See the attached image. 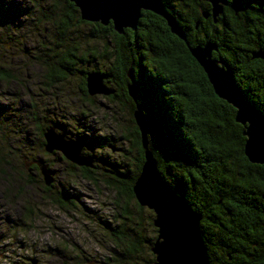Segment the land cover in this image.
<instances>
[{"label": "rangeland", "instance_id": "1", "mask_svg": "<svg viewBox=\"0 0 264 264\" xmlns=\"http://www.w3.org/2000/svg\"><path fill=\"white\" fill-rule=\"evenodd\" d=\"M62 3L64 0H0L9 13L3 19L6 24L0 22V38L5 44L0 43V68L10 73L0 76V163L5 159L10 163L0 168L7 173L1 176L0 172V264H152L155 257L150 239L158 235L154 210L139 208L134 194L128 201L130 213L125 212L124 199H120L121 205L116 201L119 197L103 171V166L128 163L130 174L136 172L134 117L130 113L129 123V114L120 103L103 96L90 95L88 101L81 91L83 65L65 75L48 68L47 62H55V57L52 51L48 56L47 45L56 42L58 33L48 19H57L53 8L57 4L61 9ZM71 26L66 46L76 48L77 54L82 50L94 55L97 67L107 68L110 54L102 51L107 40L92 37L97 26L80 22L78 16L72 17ZM110 105L109 110L102 108ZM53 123L69 137L85 140L84 152L94 158L95 180L82 177L81 166L60 152L41 148L39 132ZM129 127L130 143L120 139ZM112 138H116L112 143L124 149L113 151L108 142ZM40 157L56 171L50 189L29 163ZM61 194L71 200L70 206L56 202ZM114 232L127 235L118 241ZM131 239L139 250L129 256L125 248Z\"/></svg>", "mask_w": 264, "mask_h": 264}, {"label": "trees", "instance_id": "2", "mask_svg": "<svg viewBox=\"0 0 264 264\" xmlns=\"http://www.w3.org/2000/svg\"><path fill=\"white\" fill-rule=\"evenodd\" d=\"M197 1L181 0L178 6L181 8L177 12L179 20H182V16L186 18L181 23L185 31L186 26L193 27L196 23L198 12L195 14L194 7ZM64 2V11L58 9L57 4L53 8L52 14L57 19L49 16L48 21H53L58 33L56 42L47 45L48 56L52 51L55 57V62H47L49 70L53 73L59 71L63 75L73 73L74 64L80 62L77 49L66 46L65 43L72 28V17L78 16L82 23L96 25V37L107 40V47L104 49H108L112 42L121 41L120 34L112 26L82 19L72 1ZM243 4L244 8L239 13L226 7L224 14L217 17L216 24L206 31L205 37L197 36L200 39L192 41L189 31L186 32L187 40L191 45L204 44L209 40L216 43L218 48L214 52L215 58H221L231 66L239 88L264 112V58H252L253 50L264 49V0H243ZM198 5L197 2V7ZM147 11L146 13L151 14L148 20L151 28L137 33L135 37H144L152 45L154 54L150 61L154 59V65L161 76V69H170L177 73L182 83L195 82L194 89H197L194 93L181 89L182 94L173 95L172 101L166 98L164 108H154L156 110L153 113L160 123H164L161 129L166 134L165 141L156 142L155 138L150 141L160 171L170 186L202 214L201 229L212 264H264V164L252 163L246 156V137L242 132L244 126L235 119L236 109L215 93L200 64L198 70L190 65L189 60L198 62L184 40L171 32L162 16ZM46 14L45 12L44 15ZM8 16L6 8L0 6V22L6 24L3 19ZM15 30L18 31L17 28ZM0 40L2 41L1 38ZM125 43L129 46L128 42ZM165 52L171 56L169 62L163 60L162 53ZM185 60L186 64L183 63ZM0 71V76L9 77L10 73L6 69L2 68ZM127 71L128 67H124L123 76L128 80ZM197 75L198 79L192 80ZM85 92L88 97V90ZM158 102L155 101L154 104ZM167 104L170 108L165 112ZM171 106H179V115L175 114ZM128 131L120 139H126L130 143V128ZM43 132L44 129L39 132L41 148H44L45 142ZM77 139L83 143L85 141L81 136ZM115 140L116 138L108 139V142L112 144ZM132 141L138 152V165L134 174H130L128 163L123 167L112 164V167L103 166V171L108 176L107 184L115 191L116 198L119 197L116 201L120 203V199H124L125 212L129 211V198L135 197L132 187L144 161L138 128L133 133ZM85 154L90 155L87 152ZM5 161L0 163V168L7 166ZM94 167H80L82 177L95 180ZM31 168L38 169L35 164ZM0 172L3 174L1 176L6 173L1 169ZM45 188L50 189L49 186ZM70 201L66 194L56 198V202L62 207L70 206ZM137 206L142 208L140 203ZM124 234L114 232V237L119 241ZM155 240L150 239L152 245ZM138 245L131 239L130 245L125 248L126 255L137 252ZM151 247L150 252L155 257Z\"/></svg>", "mask_w": 264, "mask_h": 264}, {"label": "water", "instance_id": "3", "mask_svg": "<svg viewBox=\"0 0 264 264\" xmlns=\"http://www.w3.org/2000/svg\"><path fill=\"white\" fill-rule=\"evenodd\" d=\"M79 9L81 18L87 21H96L104 25L110 21L118 33H123L125 27H137L142 10H150L166 21L172 33L187 42L186 33L174 16L168 11L162 0H134L136 8L131 13L124 14L120 20L113 16H105L93 11L85 12L83 0H70ZM212 4L214 18L221 14L228 0H207ZM234 10L238 13L243 9V0H236ZM192 56L204 69L215 93L230 103L235 109V119L244 126L243 135L246 137L244 151L250 162L264 164V151L249 149L250 132L259 131L264 124V112L255 106L246 94L239 88L231 66L223 59L213 57L217 45L209 40L195 46L187 42ZM252 58H264V49L252 51ZM127 75L131 82L128 91L136 103L134 119L141 134V144L144 152V161L141 170L133 184V191L137 201L142 206L153 209L156 217L153 220L157 227V238L152 245L155 254L154 264H212L208 248L201 229L202 214L195 210L180 194H178L163 177L159 162L152 147L150 136H165L159 119L152 113H145L138 103L136 90L137 83L131 69ZM87 89L89 94H110L114 89L104 84L100 73H87ZM243 117V118H242ZM44 150L48 153L59 151L67 160L79 166L94 167L93 157L85 154L84 143L77 138L66 136L64 131L57 130L56 125L47 126L43 132ZM113 151L121 148L115 143L109 144ZM29 163H36L47 186L54 183V170L49 163L38 158ZM32 260V258H31ZM33 262H36L33 259Z\"/></svg>", "mask_w": 264, "mask_h": 264}, {"label": "flooded vegetation", "instance_id": "4", "mask_svg": "<svg viewBox=\"0 0 264 264\" xmlns=\"http://www.w3.org/2000/svg\"><path fill=\"white\" fill-rule=\"evenodd\" d=\"M162 1H163L164 5L166 6V8L168 9V11L174 16V18L182 26L181 23H184L186 18L184 16H182V20L180 21L178 18V15H177V12H179V9H181L180 7H178L179 4L181 3V0H162ZM197 2L199 4L198 7H197ZM197 2H196V5L194 7L195 8L194 9L195 14H197V12H198V18L196 19V23L193 27L192 26H186L187 30L186 31L184 30L185 33L189 31L188 33L191 35L192 41L200 39V38H197V36L205 37L206 31L210 30L212 28V26L216 24V22L218 20L217 17L224 14L226 7L234 10L235 0H228V3L226 5H224L223 12L221 14H219L216 17V19L214 18L213 13H212L211 2H209L207 0H198ZM64 3H62V5L60 6L62 11L65 10V7H64L65 5H63ZM146 12H148V11L144 10V9L142 10L141 17L139 18L137 27L135 29L125 27L123 33L117 32L118 34H120L121 41H118V42L115 41V43L112 42L109 50L105 49V51L110 54L108 57L109 64H108L107 68L103 69V68L97 67L98 64H97V59L95 58V56L91 55L88 52L83 53L82 50L78 52L79 54H77V57L79 58L80 62L74 64V66H73L74 70H78V67L80 65L81 66L83 65V67L80 69L82 72H84V77L82 78L81 91H82V94L85 95V97H87L85 91L88 90L87 85H86L87 84V80H86L87 73L89 71H92V72L100 73L103 76L104 84L106 86H108L109 88L114 89V92L110 93V94H95V95H93V97L95 96L96 98H98L99 96H103L109 102H111V101L116 102V103L119 102L120 105L124 108V110L129 114V123H130V113L134 117L133 113H134V109L136 107V103H135L134 99L131 97V95L129 94L127 86H128V83L131 82V80L127 76V73H126V76H127L128 80L123 76L124 67H128V69H131V71H132L133 78L136 81L137 86H138V89L136 90L138 103H140L142 105V108H143L145 113L154 114L153 112L156 110V109H154L155 107L157 109H161V106L163 107V104L167 102L166 98H167V100L172 101L173 100L172 96L173 95L177 96V95H179V93L182 94V91L190 90L193 93H194V91L195 92L197 91V89H194L195 82H193V83L192 82L191 83L190 82L182 83L179 80V78L177 77V73L176 72L173 73V71H170V69H166V68L161 69V73L163 74V76H161V74H159L157 71L158 70L157 66L154 65V62H153L154 59H152V61H150L151 55L154 54V49H153L152 45L144 37H141V36L135 37V35L137 33L146 32L147 30H150V28H151L150 27L151 23H149V21H148L151 14L146 13ZM79 21L81 22V20H79ZM94 22H96V21H94ZM100 24H102V23H100ZM166 24H167V21H166ZM102 25H104V24H102ZM94 26H96V25H94ZM105 26H108V27L112 26L113 27V23L110 21ZM184 26H185V24H184ZM96 31H97V28L94 29V32L92 34L93 38H96V34H97ZM188 33H186V37H187ZM181 40H183V39H181ZM110 41H113V40L110 39ZM125 42H128L129 46H127ZM184 42H185L186 46L188 47V45H187L188 40H187V42L186 41H184ZM0 43H1V40H0ZM2 45H5V44L3 43ZM196 45H198V44H196ZM193 46H195V45H193ZM105 47H107V46H105V44H103L102 51L104 50ZM188 49H189V47H188ZM214 52H216V50L213 51V57L215 58ZM103 54H104V52H103ZM180 55L183 56V54H180ZM86 57H88V58H86ZM91 57L94 58V60H92ZM162 57H163V60H165L166 62H169V60L171 58V56L166 52L162 53ZM184 57H186V56H184ZM216 58L221 59L218 57H216ZM186 62H187L186 60L183 61V63H185V64H186ZM189 62L191 63L190 65H193L198 70L199 63H196V62L191 61V60H189ZM88 67H89V70H88ZM196 79H198V75H197V78H193L192 80L196 81ZM145 82H150L152 85V91H151L150 96H145V94L143 92L142 85ZM181 89H182V91H181ZM90 95L91 94H89V92H88V97H87L88 101H90ZM168 97H170V98H168ZM152 98L155 100H152ZM155 101L156 102L159 101V102L155 105L154 104ZM99 106L100 105L98 103L97 107H99ZM105 106H106V104H105ZM102 108L106 111V110H109V108H111V105L109 107H105V108L102 107ZM165 108H166V110L165 109L164 110H165V112H167V108H170L169 104L165 105ZM171 109H173V111L175 112L176 115H179V110H180L179 106L178 107L177 106L176 107L171 106ZM132 121L135 123L134 127L136 126V128H138V126L135 122V119H132ZM159 122H160V120H159ZM160 124L162 125L161 128L163 129L164 123H160ZM56 127L58 130L57 125H56ZM138 130H139V128H138ZM64 132L66 133V136H68V133L66 131H64ZM152 136L156 139L155 140L156 142H160V141H163L165 139V136L161 137L158 134L152 135ZM151 139H152V137L150 136V141H151ZM121 149L123 150L124 148L121 147ZM56 152H59V151L55 150L52 153H56ZM40 158H42V157H40ZM36 159H38V158H35L33 160H36ZM5 162L10 164L7 160ZM32 164L36 165V163H32ZM36 172H39V169H36ZM54 178H56V171H54Z\"/></svg>", "mask_w": 264, "mask_h": 264}, {"label": "snow or ice", "instance_id": "5", "mask_svg": "<svg viewBox=\"0 0 264 264\" xmlns=\"http://www.w3.org/2000/svg\"><path fill=\"white\" fill-rule=\"evenodd\" d=\"M82 7L85 12L93 11L120 20L124 14L131 13L136 8V4L134 0H83ZM142 89L145 96L151 95L152 85L150 82H145ZM249 149L264 151V124L261 125L258 132H250Z\"/></svg>", "mask_w": 264, "mask_h": 264}, {"label": "bare ground", "instance_id": "6", "mask_svg": "<svg viewBox=\"0 0 264 264\" xmlns=\"http://www.w3.org/2000/svg\"><path fill=\"white\" fill-rule=\"evenodd\" d=\"M55 179V178H54ZM177 192V191H176Z\"/></svg>", "mask_w": 264, "mask_h": 264}]
</instances>
